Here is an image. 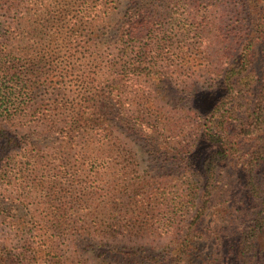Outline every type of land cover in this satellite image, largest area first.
Returning <instances> with one entry per match:
<instances>
[{"label":"rangeland","instance_id":"obj_1","mask_svg":"<svg viewBox=\"0 0 264 264\" xmlns=\"http://www.w3.org/2000/svg\"><path fill=\"white\" fill-rule=\"evenodd\" d=\"M261 6L0 0V264H171L185 158L197 153L195 170L217 147L206 111L226 71L231 127L264 89V39L251 60L240 56ZM221 172L203 221L233 237L244 173ZM259 208L248 196L241 215ZM256 243L264 251V228ZM211 252L197 237L178 264H205Z\"/></svg>","mask_w":264,"mask_h":264},{"label":"trees","instance_id":"obj_2","mask_svg":"<svg viewBox=\"0 0 264 264\" xmlns=\"http://www.w3.org/2000/svg\"><path fill=\"white\" fill-rule=\"evenodd\" d=\"M255 1V0H254ZM263 6L257 11L254 18L255 29L243 47L241 58L249 55L250 60L256 51L257 45L264 39V0H260ZM250 60L247 62L250 65ZM244 62V59L243 61ZM235 72L226 71L223 82L224 94L206 111L209 120L205 127L207 139L217 144L215 150L204 155L200 167L196 166L197 153H191L185 158L186 170L184 184L180 192V203L184 206L186 217L181 227V234L174 240V246L168 253L176 254L170 258L171 264H178L182 254L188 252L193 240L197 237L202 241L211 242L212 252L203 260L205 264H264V251L257 249L256 238L264 228V179L259 178L258 167L264 160V89L257 93L255 108H247L246 119L238 126H230L226 113L222 111V102L231 97V90ZM261 87L264 85V76L261 78ZM252 91H254L252 89ZM253 93V92H252ZM230 124V125H229ZM230 127H229V126ZM238 125V124H236ZM248 136L246 146L242 143V137ZM5 141H0V159L7 154ZM219 162H225V164ZM4 162L0 161V170ZM239 168L244 173L243 188L240 195L233 200L237 217L238 228L230 233L211 227L203 221L206 210L211 206L212 183L218 182L223 168ZM251 196L259 204L260 208L253 213H243L246 197ZM249 214V215H248ZM242 216V217H241ZM221 228V227H220ZM221 231H224L220 235Z\"/></svg>","mask_w":264,"mask_h":264}]
</instances>
